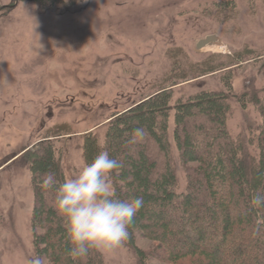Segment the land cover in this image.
Listing matches in <instances>:
<instances>
[{
	"label": "rangeland",
	"instance_id": "obj_1",
	"mask_svg": "<svg viewBox=\"0 0 264 264\" xmlns=\"http://www.w3.org/2000/svg\"><path fill=\"white\" fill-rule=\"evenodd\" d=\"M64 2L0 0V264H27L37 254L49 258L35 246V238L44 239L49 232L42 222L36 232L32 227L35 177L27 158L40 159L32 154L49 145L64 177L75 175L87 163L88 138L107 151L112 125H119L125 136V123L118 119L161 91L171 92L172 107L191 100L195 105V97L204 92L231 96L227 130L234 142L244 144L247 164L259 153L264 118L242 96L256 94L264 102V0ZM211 35L222 39V49L197 50V43ZM241 54L246 61L236 66ZM179 55L193 64L209 59L227 68L178 77L173 68ZM205 99L213 97L202 95L195 110H203ZM155 106V113L161 112L162 105ZM176 114L177 108L169 114L167 136L178 191L184 193L187 179L175 140ZM193 126L198 131L200 124ZM191 128L187 138L194 133ZM200 148L192 146V159ZM201 165L196 160L187 164ZM117 172L128 180L124 165ZM115 183V190L122 188L118 198H134H125L129 189L123 181ZM138 216L131 231L134 247L126 241L111 252L97 250L103 264H140L134 248L145 264H194L192 256L172 262L166 238L154 239ZM181 248L172 244L171 250ZM45 261L58 264L59 259Z\"/></svg>",
	"mask_w": 264,
	"mask_h": 264
},
{
	"label": "trees",
	"instance_id": "obj_2",
	"mask_svg": "<svg viewBox=\"0 0 264 264\" xmlns=\"http://www.w3.org/2000/svg\"><path fill=\"white\" fill-rule=\"evenodd\" d=\"M41 2L65 3L64 0ZM236 61L233 62L236 66L246 61L244 54ZM174 64L173 71L178 77L191 72L213 74L227 68L216 67L215 62L209 59L193 64L183 55H179ZM167 78L163 87L166 86ZM202 95H210L213 99H205L203 110H195L199 108L196 102L202 100ZM155 97L137 105L128 115L118 119L117 122L125 123V136L119 130V125L113 124L110 128L107 152L111 158L124 165L129 174L128 180H125L124 172L121 175L116 169L111 176L112 182L116 185L115 180L123 181L128 186L125 198L128 195L143 198L138 218L147 225L148 230H152L154 239L163 241L165 237L167 246L172 248V244H177L182 247L179 251L170 248L172 262L177 263L192 256L195 258L194 264H264V208H254L250 203L253 195L264 193V119L258 157L249 165L244 144L234 142L226 127L231 96L204 92L201 97H195V105L191 104V100L178 102L173 107L170 105L169 90L161 91ZM247 97L264 118V102L256 94L245 93L242 99L247 100ZM156 104L162 105L161 112L155 113ZM176 108L175 140L187 179L188 191L184 193L178 191L176 164L167 136L169 114ZM155 114L161 116L156 117ZM193 124H200L201 130L195 131ZM136 128H144L147 135L140 142L133 143L132 132ZM190 128L194 133L187 138ZM121 141L123 148L118 147ZM141 143L145 145L142 147ZM197 144L201 148L197 151L194 149L192 159V146ZM100 151L102 149H99L96 140L88 138L84 149L86 161L91 162ZM32 155H41L40 159L27 158L35 177L36 204L32 227L36 232L42 222L49 232L45 240L41 236L35 238L37 253L48 252L49 258L59 259L58 264H103L96 249H91L81 259H73L68 255L71 245L64 218L55 207V188L47 189V193L42 190L45 173L52 172L57 181L63 182V170L49 145ZM195 160L202 162V165L187 166ZM121 189L115 190L116 197L120 195ZM134 227L132 220L127 239L131 247H134L135 238L131 233ZM46 244L48 249H45ZM134 249L140 264H145L146 260ZM39 256L49 259L41 254Z\"/></svg>",
	"mask_w": 264,
	"mask_h": 264
},
{
	"label": "clouds",
	"instance_id": "obj_3",
	"mask_svg": "<svg viewBox=\"0 0 264 264\" xmlns=\"http://www.w3.org/2000/svg\"><path fill=\"white\" fill-rule=\"evenodd\" d=\"M146 135L144 128H136L131 142L143 140ZM120 167V162L107 151H100L63 182L57 181L54 173H45L42 187L55 188V207L64 218L71 245L68 255L73 259L85 258L91 249L111 252L127 241L129 225L142 208L143 198L116 197L111 176ZM250 203L254 208H264V193L253 195ZM27 264H46V261L33 255Z\"/></svg>",
	"mask_w": 264,
	"mask_h": 264
},
{
	"label": "water",
	"instance_id": "obj_4",
	"mask_svg": "<svg viewBox=\"0 0 264 264\" xmlns=\"http://www.w3.org/2000/svg\"><path fill=\"white\" fill-rule=\"evenodd\" d=\"M212 46L223 47L222 39L216 35L207 36L204 39L200 40L197 43L196 47H197V50L200 51L208 47H212Z\"/></svg>",
	"mask_w": 264,
	"mask_h": 264
},
{
	"label": "bare ground",
	"instance_id": "obj_5",
	"mask_svg": "<svg viewBox=\"0 0 264 264\" xmlns=\"http://www.w3.org/2000/svg\"><path fill=\"white\" fill-rule=\"evenodd\" d=\"M212 47H214L215 49H222V47H216V46H212Z\"/></svg>",
	"mask_w": 264,
	"mask_h": 264
}]
</instances>
